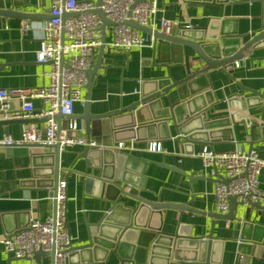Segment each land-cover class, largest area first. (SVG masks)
Here are the masks:
<instances>
[{
	"label": "crops",
	"instance_id": "crops-1",
	"mask_svg": "<svg viewBox=\"0 0 264 264\" xmlns=\"http://www.w3.org/2000/svg\"><path fill=\"white\" fill-rule=\"evenodd\" d=\"M49 3L50 0H0V11L13 12L0 13V88L48 84L51 62L36 60L40 32L35 24L47 18ZM157 3L155 29H160V20L165 18L174 23L173 34L185 28L189 37L208 39L225 52L235 50L264 26V0H157ZM23 20L34 26L23 32ZM111 26L107 24L103 31L105 43L111 39ZM97 58L98 49L93 61ZM99 62L92 84L83 89L82 97L84 101L89 98L91 113L104 117L91 127L89 136L84 133L81 119L67 120H76L77 134L94 140L101 150L136 156L127 175L138 184L140 196L154 202L175 204L161 212L143 207L136 216V224H146L145 232L191 238L207 237L212 232V261L219 258L221 264H264V199L259 203L236 200L229 218L216 216L213 195L216 178L210 174L213 168H204L196 154L207 144L217 152L252 148L264 158V101L252 91L264 95V39L247 50L237 64L234 62L225 69L227 73L216 69L196 80L192 84L197 90L194 95L186 91L184 84L170 90L167 96L161 97L160 104L154 105V113L160 116L168 107L174 109L190 101L187 107L181 108H200L198 114L204 112V117L193 125L209 124V130L213 131V140L209 143L177 139L176 126L169 121L160 127L144 123L131 131V112H119L133 106L140 99L142 89L150 92L156 89V82H167L169 77L182 80L194 72L200 64L190 47L161 43L121 51L105 44ZM206 83L208 88L199 91ZM84 101L75 103L74 115L83 112ZM33 104L36 108L43 106L38 98ZM11 105L13 110L19 108L16 100ZM23 120L0 124V137L18 138L27 123ZM44 122L45 118L34 120L37 126ZM115 131L123 132L115 134ZM152 140L161 142V151L148 150V142ZM119 141H123L121 149L116 148ZM83 148L73 146L60 153L59 165L65 171L59 178L66 180V228L73 245L85 242L86 222L96 221L109 207L97 191V183L92 184V193L86 194L79 175L66 171L74 164L71 168L76 172L92 173V170L85 171V160L79 156ZM53 157V148L36 144L0 146V239L5 232L25 226L31 217L44 219L52 214L53 201L49 199L52 188L44 187L48 182L39 181L42 176L51 174ZM218 175L223 178L222 172ZM258 178L264 192V167ZM127 202L132 203V200ZM136 248L126 243L119 252L74 251L68 256V264H141L142 261L145 264H178L172 257L167 260L159 252L152 256ZM7 259L0 242V264H5ZM11 264L31 262L28 258H20L12 260ZM33 264H51V258L45 255L38 261L33 259Z\"/></svg>",
	"mask_w": 264,
	"mask_h": 264
},
{
	"label": "built area",
	"instance_id": "built-area-1",
	"mask_svg": "<svg viewBox=\"0 0 264 264\" xmlns=\"http://www.w3.org/2000/svg\"><path fill=\"white\" fill-rule=\"evenodd\" d=\"M96 9H100L114 23L111 26V39L104 42L108 48L128 51L155 46L157 39L152 33L139 31L126 22L132 20L153 31L154 16L158 11L157 0H101L100 4L91 0H50L48 15L51 17L35 24L40 32L36 60L40 63L51 62L47 72L48 84L0 88V120L45 118V122L42 126L27 122L18 138L8 135L0 137V146L58 144L60 151L73 146H95L94 140L77 134L79 126L76 120H67L66 127L59 128L55 116L58 113L73 115L75 103L82 104L84 101L82 91L87 84L86 72L102 43L105 29L101 28L102 21ZM173 24L161 18L160 32L170 34ZM32 26L34 24L28 20L21 22L23 32ZM36 98L42 101V107L34 106L33 100ZM13 100L19 102L17 110H13ZM116 148H123V141H119ZM148 150L161 151V142L149 141ZM196 154L204 168H213L210 174L216 178L213 195L218 213L228 211L230 196H236L243 203H259L264 199L258 178L264 167V158L256 149L237 147L232 151L217 152L204 144ZM219 171L223 174L221 179L216 177ZM49 199L55 204L51 215L44 219L31 217L25 226L3 234L0 242L7 256L26 257L33 264V252L39 249L44 252L53 250L52 264H68L71 237L66 228L65 179H58L55 195H50Z\"/></svg>",
	"mask_w": 264,
	"mask_h": 264
},
{
	"label": "water",
	"instance_id": "water-1",
	"mask_svg": "<svg viewBox=\"0 0 264 264\" xmlns=\"http://www.w3.org/2000/svg\"><path fill=\"white\" fill-rule=\"evenodd\" d=\"M101 0H97L96 4H100ZM0 13H13L0 11ZM96 13L102 21L101 28L108 25H114L113 22L109 21L100 9H96ZM65 16V15H63ZM47 15V18H50ZM126 24L139 31L152 33L157 39L156 44L168 43L176 45L180 48L183 46L190 47L199 59L198 68L183 78L182 80H172L169 76L167 82H156L157 87L150 92L142 89L139 93L140 99L135 102L133 106L128 109L120 110L119 112H131L132 124L131 131L137 130V125L148 123L151 127H160L166 125L167 121L171 122L173 126H176L177 139H184L187 142L193 141H212L213 131L209 130L208 123H201L200 125H193L197 120L204 117V112H200V108L196 110L188 108L183 110L181 107H186L190 104V101L182 102L179 106L174 109L168 107L164 110V114L157 115L154 113V105L160 104L161 97L167 96L169 91L173 88H177L185 84L186 91L189 94H195L197 90L192 87V84L199 78H205V74L209 71L218 69L227 73V69L234 62L240 60L244 53L249 50L255 43L264 39V26L258 32H256L248 41L239 45L233 51L225 52L224 49L218 50L214 44L209 43V40H202L201 38H191L187 35L184 29H180L176 34L172 31L170 34L165 35L160 30L154 29L151 31L149 27L141 26L132 20H128ZM101 45L98 47V58L93 61L91 66L88 68L87 84L85 87L90 88L92 84V77L100 67V54L104 51V37L102 33ZM198 77V78H197ZM157 81V80H156ZM208 88V84H204L200 88ZM211 91V90H209ZM257 97H261L264 101V95L258 91L252 90ZM84 110L79 115L64 116L59 113L56 114L55 120L59 124V128H65L68 118H79L83 121L84 133L86 136L90 135L91 127L99 123L102 115L93 114L90 112L89 98L87 97L84 101ZM181 108V112L177 113V109ZM116 113V112H115ZM112 117L113 114H108ZM62 118H66L65 122ZM35 119H24L25 122H34ZM12 121H20V118H6L1 119L0 124L10 123ZM123 131H115V134H121ZM133 137V136H132ZM135 137V136H134ZM41 147L53 148L54 149V162L51 174L42 176L39 182H48L44 187H51L52 192L50 195H55L57 182L62 171H65L60 167V151L59 145L54 144L53 146H45L39 144ZM107 153L110 154L107 156ZM85 160V171L92 170L89 172H76L71 168L66 170L75 172L79 175L80 180H83L84 192L86 194L92 193V184L97 183L98 192L101 193L102 199L109 204V207L103 212V214L94 222H86V240L78 245L70 243V252L68 256L74 252H96L98 250L119 252L121 246L126 243L136 245V250L145 251L150 255L154 256L158 252L162 254L167 260L172 257L178 264H221L218 261L219 258L212 261L211 255L213 251L214 241L213 233L210 232L207 237L191 238L190 236H174L173 234H157L154 232H145L144 228L146 224L138 226L135 222L137 214L143 207H146L153 211H160L165 208L173 207L175 204L161 203L160 201H151L147 198L139 195V187L136 182L131 181L130 176L127 175L128 168L132 169V161L136 160V156L128 152H119L114 154L112 151L108 152L107 149L99 146H84L82 153L79 155ZM94 171V172H93ZM218 179L221 177L216 174ZM41 177V176H40ZM39 177V178H40ZM46 177V178H43ZM132 178V177H131ZM224 180V179H223ZM222 180V181H223ZM225 181V180H224ZM38 182L37 185H40ZM32 183V181H31ZM132 200V203L127 200ZM236 196L229 197V209L226 213H215L218 217L229 218L230 214L234 212L233 202H236ZM55 204L53 201V208ZM182 207V206H178ZM67 227V224H66ZM144 230V231H143ZM158 231L159 228H156ZM132 237H129V234ZM188 239V240H185ZM50 256L51 264L53 263V250L50 252H44L42 250H36L33 252L32 258L36 261L42 256ZM26 258V257H23ZM14 258L8 256L5 264H11ZM141 264H145L144 261Z\"/></svg>",
	"mask_w": 264,
	"mask_h": 264
}]
</instances>
